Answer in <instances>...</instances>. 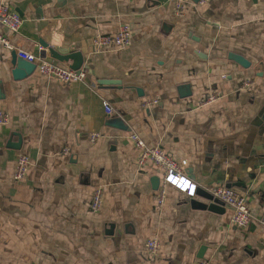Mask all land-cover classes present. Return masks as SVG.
<instances>
[{
  "label": "crops",
  "instance_id": "0c3cea01",
  "mask_svg": "<svg viewBox=\"0 0 264 264\" xmlns=\"http://www.w3.org/2000/svg\"><path fill=\"white\" fill-rule=\"evenodd\" d=\"M0 1L23 17L17 46L79 51L89 70L71 83L37 69L15 79L13 51L0 43V109L10 113L0 125V264H195L200 255L264 264V0H186L183 14L175 0ZM123 23L133 28L128 47L94 50L97 34ZM212 88L225 96L197 107ZM131 131L187 159L196 195L169 186L159 206L152 178L162 170L138 166ZM21 154L32 166L16 180ZM225 184L246 195L247 227L231 223L229 206L209 208L204 192Z\"/></svg>",
  "mask_w": 264,
  "mask_h": 264
},
{
  "label": "built area",
  "instance_id": "2783aa9c",
  "mask_svg": "<svg viewBox=\"0 0 264 264\" xmlns=\"http://www.w3.org/2000/svg\"><path fill=\"white\" fill-rule=\"evenodd\" d=\"M209 0H199L204 4ZM186 0H175V12L183 14L186 10ZM23 23L22 15L8 4L0 1V43L8 50L16 51L17 56L27 61L36 64V69L40 74L56 78L63 83H71L75 81L87 80L89 70L87 67L80 69H73L69 65H61L50 59L51 47L44 44H37V50L32 51L26 48L17 46L14 36L19 34ZM132 25L123 23L119 29L112 34H97L93 39L94 50L100 52L101 50L113 48H126L132 41ZM226 77V74L222 75ZM251 80L244 82V87H250ZM225 96V93L219 89H210L209 92L196 103L197 107H202L214 103ZM158 99L147 100L146 104L157 103ZM104 109L107 114L112 115L115 112L112 103L105 99L103 101ZM10 122V113L4 109H0V125H6ZM99 132H94L90 135V140L95 142L100 137ZM128 138L137 147L139 153L137 164L139 167L152 163L156 168L162 170V176L159 182L157 203L162 206L165 202L167 188L169 186L175 187L180 191L186 192L189 196L196 195L197 183L186 173L188 160L176 159L172 154L167 152L160 145H150L145 139L136 131H131ZM64 153L68 154L69 149L65 148ZM32 166V159L27 154H21L16 162L14 178L16 180L24 179ZM208 191L214 198L223 202L226 206L232 209L230 221L234 226L247 227L253 221V213L248 204L247 197L244 193L238 191L232 185H214L208 188ZM104 200V187L98 185L92 195L90 201V208L93 212H98ZM160 242L153 237L147 240V253L154 258L159 254ZM195 264H211V261L206 258H199Z\"/></svg>",
  "mask_w": 264,
  "mask_h": 264
},
{
  "label": "water",
  "instance_id": "95a60500",
  "mask_svg": "<svg viewBox=\"0 0 264 264\" xmlns=\"http://www.w3.org/2000/svg\"><path fill=\"white\" fill-rule=\"evenodd\" d=\"M199 1V0H195ZM51 55L54 56L57 60L64 62L66 65H69L73 69H80L84 63V57L83 54L79 51H69L64 54L55 53V51L51 50ZM69 60H72L73 62L69 64ZM12 74L15 79H21L23 77H26L28 74L32 73L36 69V64L30 61H27L25 59H22L17 56L16 51L12 52ZM264 65V61L262 62ZM262 73V72H260ZM103 84H118L120 83L119 80H112V79H104L102 81ZM141 93V90H139ZM191 92L188 93V95ZM142 95V94H141ZM186 94H183L184 96ZM153 186L157 187L159 184V178L158 176H154L152 178ZM159 187V186H158ZM204 195L207 199L212 200V203L210 204L209 208L214 211H223V202L220 200L214 198V196L209 192H204ZM200 206H205L204 204H200ZM200 258H203V255L199 256Z\"/></svg>",
  "mask_w": 264,
  "mask_h": 264
}]
</instances>
